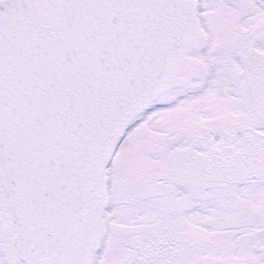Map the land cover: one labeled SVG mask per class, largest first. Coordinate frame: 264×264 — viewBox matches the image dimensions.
<instances>
[{
  "label": "snow or ice",
  "instance_id": "snow-or-ice-1",
  "mask_svg": "<svg viewBox=\"0 0 264 264\" xmlns=\"http://www.w3.org/2000/svg\"><path fill=\"white\" fill-rule=\"evenodd\" d=\"M0 264H264V0H0Z\"/></svg>",
  "mask_w": 264,
  "mask_h": 264
}]
</instances>
